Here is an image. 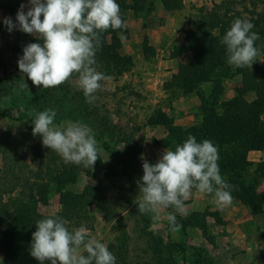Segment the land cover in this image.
<instances>
[{"label":"rangeland","instance_id":"rangeland-1","mask_svg":"<svg viewBox=\"0 0 264 264\" xmlns=\"http://www.w3.org/2000/svg\"><path fill=\"white\" fill-rule=\"evenodd\" d=\"M116 2L124 15L122 20L128 25L127 29L118 31L120 54L130 56L132 63L121 75L106 76L100 81L101 89L95 94V101L89 103L92 113L88 116L83 108L86 98L78 87L77 74L66 81L67 89L58 86L44 89L33 85L26 74L20 72L17 61L23 55V47L43 41L17 29L9 32L3 24L5 17H11L15 22L21 3L27 11L28 0H0V143L4 144H0V168L4 161L2 147L9 144L13 150H7L6 154L12 162L15 159L21 162L20 171H16L20 180L7 179L13 182L11 195L16 196L24 178H33L38 169L41 157L32 158L30 147L37 143L41 151L47 147L42 144L40 135L33 136L32 120L36 113L52 108L57 112L56 127L64 128L79 121L92 129L99 158L91 169L65 163L54 151L58 157L54 167L59 169L54 176L58 178L51 180L45 172L41 175V182L48 190L46 199L36 196V206L41 212L52 214L59 210L64 191L70 194L94 191L101 202L107 200L109 204L105 209L90 204L87 207L90 218L81 219L82 222L73 228L83 226L90 236L106 246L124 231L129 235L131 259L143 254L146 244L142 234L149 232L163 263L264 264V212L255 213L235 197L230 206L221 209L214 201V194L193 188L184 202L183 214L175 213L174 208L163 207L156 213L141 214L134 203L142 197L137 181L143 176V160L155 163L165 149L174 151L176 146L157 143L167 138L166 133L160 125L151 126L150 117L162 110L177 126H191L198 121L196 113L200 100L194 92L187 95L184 89L170 92L165 90L164 84L177 72L180 64L192 57L191 51L178 54L186 31L194 30L204 11L219 0H179L180 6L170 10L159 0H144L139 10L122 9V3L130 4L132 0ZM240 5H236L238 10H242ZM121 34L125 37L123 40ZM144 41L153 49L152 55H145ZM235 79L226 81L227 88L237 84L238 79ZM20 82H26L28 88H19ZM94 106H98V113ZM103 115L113 124L110 130L100 123ZM247 158L253 163L264 160V150H249ZM250 171L252 175V166ZM70 174L73 181L62 185V179ZM256 186L258 192L264 193V178H259ZM169 213L176 214L181 225L178 232L169 231ZM153 215H158L159 219L153 220ZM172 242L184 247V260Z\"/></svg>","mask_w":264,"mask_h":264},{"label":"trees","instance_id":"trees-1","mask_svg":"<svg viewBox=\"0 0 264 264\" xmlns=\"http://www.w3.org/2000/svg\"><path fill=\"white\" fill-rule=\"evenodd\" d=\"M143 1L122 3V9L139 10ZM159 1L167 10L180 6L179 0ZM237 4H241L242 10L236 8ZM123 16L121 14L122 19ZM236 18L251 21L254 24L252 31L259 34L255 47L260 50V55L252 68H234L227 63L226 46L221 40ZM118 31L109 29L102 34L103 45L96 55V68L105 76H119L129 70L132 63L130 56L120 54ZM184 39L178 54L191 51L192 57L179 65L164 88L170 92L184 89L186 95L194 92L200 100L199 112L196 113L198 121L191 126H177L166 112L157 110L150 117L149 124L162 126L167 137L157 143L172 147L173 144L183 143L189 134L194 135L197 142L211 140L219 150L220 174L234 186L232 196L255 213L264 212V193L258 192L256 186L258 179L264 178V160L253 163L247 158L249 150H264V0H219V3L204 11L194 30L186 31ZM143 46L146 56L154 53L146 41ZM235 78L238 79L237 84L227 88L226 81ZM65 86L66 82L58 87ZM89 107V102L85 100L83 108L88 116L92 113ZM94 111L98 113V106H94ZM100 123L107 130L113 127L111 120L104 115L100 117ZM0 144L4 145L2 141ZM11 148V144L2 147L4 161L0 168V264H40L30 255L32 233L38 220L56 214L68 221L67 226L71 230L82 222L81 219L90 218L87 209L90 204L105 209L109 203L107 200L101 202L94 191L77 194L64 191L59 210L52 214L41 212L36 206V196L46 199L48 194L46 184L41 182V175L45 172L52 180L58 178L54 174L59 169L54 167L58 158L55 152L49 148L41 151L38 143L30 147L32 158L36 155L41 157L38 169L33 178H24L17 195L12 196V181L20 180L21 176L16 171H20L21 162L17 159L11 161L10 155L6 154L7 150H13ZM62 180V185L67 181L71 183L72 174ZM5 195H8L7 198ZM142 235L146 249L143 254H137L134 260L129 256V235L124 231L116 241L108 243L107 247L116 256V264H167L162 262L158 246L152 242L155 240L149 232ZM172 246L181 252L184 260V247L178 242H172Z\"/></svg>","mask_w":264,"mask_h":264},{"label":"clouds","instance_id":"clouds-1","mask_svg":"<svg viewBox=\"0 0 264 264\" xmlns=\"http://www.w3.org/2000/svg\"><path fill=\"white\" fill-rule=\"evenodd\" d=\"M3 24L9 32L17 29L35 36L43 43H28L17 63L35 86L54 88L78 75V87L87 102L96 99L100 81L106 79L97 71L96 55L101 50L102 34L109 29H127L116 0H28V8L21 3L15 22L5 17ZM254 24L236 18L222 37L226 46L227 63L234 68H252L260 55L255 47L259 34ZM120 38L125 37L121 34ZM264 62V61H262ZM19 88H28L20 82ZM55 109L36 113L32 120L33 136L40 135L42 144L57 152L65 163L93 168L99 158V149L92 129L79 121L64 128L54 125ZM107 160V159H106ZM105 160V161H106ZM218 147L209 139L197 142L194 135L165 149L155 163L143 160V176L137 181L139 202L134 201L141 214L156 213L163 207L184 213V202L193 188L214 194L221 209L230 206L234 197L233 185L220 174ZM175 213H169V231L178 232L181 225ZM158 220V215L152 216ZM32 233L30 255L44 264H116V256L109 248L89 235L86 228H68V221L53 214L36 222ZM82 250V251H81ZM86 253V254H85Z\"/></svg>","mask_w":264,"mask_h":264}]
</instances>
